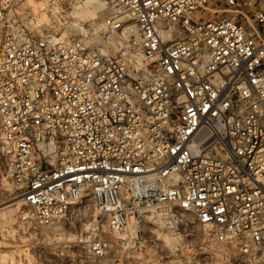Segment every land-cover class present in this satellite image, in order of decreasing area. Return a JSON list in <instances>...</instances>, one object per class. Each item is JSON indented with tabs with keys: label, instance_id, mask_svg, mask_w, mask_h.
I'll return each mask as SVG.
<instances>
[{
	"label": "built area",
	"instance_id": "obj_1",
	"mask_svg": "<svg viewBox=\"0 0 264 264\" xmlns=\"http://www.w3.org/2000/svg\"><path fill=\"white\" fill-rule=\"evenodd\" d=\"M0 0V157L37 225L73 209L79 242L191 227L226 264H264V0H106L114 49Z\"/></svg>",
	"mask_w": 264,
	"mask_h": 264
},
{
	"label": "rangeland",
	"instance_id": "obj_2",
	"mask_svg": "<svg viewBox=\"0 0 264 264\" xmlns=\"http://www.w3.org/2000/svg\"><path fill=\"white\" fill-rule=\"evenodd\" d=\"M104 1V0H101ZM106 2V0H105ZM104 2V3H105ZM106 4V3H105ZM30 5L21 0L16 7L23 27L34 36L51 29L48 23L36 27ZM49 23L52 22L47 11ZM108 8L89 18L81 17L80 25L91 30L87 45H99L112 50L110 38H117L114 32L104 29L103 19L108 16ZM72 16L71 9L64 19ZM56 33L66 37L81 35L69 24L56 26ZM44 31L43 33H45ZM118 40V38H117ZM21 199V200H20ZM92 219L90 210L73 209L64 217L48 225H37L30 216L20 190L11 182L0 157V264H226L225 250L204 239L196 228L188 233L159 225L153 233L147 232L145 242L135 244L109 237V246L101 254L92 253L78 238Z\"/></svg>",
	"mask_w": 264,
	"mask_h": 264
},
{
	"label": "bare ground",
	"instance_id": "obj_3",
	"mask_svg": "<svg viewBox=\"0 0 264 264\" xmlns=\"http://www.w3.org/2000/svg\"><path fill=\"white\" fill-rule=\"evenodd\" d=\"M31 7V11L33 14V24L38 27L41 25H44L45 23H48L47 27H49V18H48V14L46 13L47 10L45 9V3L43 0H25ZM104 1L101 0H75L74 1V5L71 9V14L72 16L70 18H68L67 22L71 27H74V30H77L78 33L81 35V39H83L84 42H88V38H90L91 35V30L88 29V27L86 28L83 25H80L82 28H80V30L77 29V27H75L78 23V20H82L81 17L89 18L91 17V15H93L94 13L97 12H102L107 8V5L104 3ZM107 16L103 19V27L105 29L106 26V21H107ZM77 23V24H76ZM75 25V26H74ZM47 30V29H45ZM43 30V32L45 31ZM43 32H41L40 34H42ZM110 32H114L111 31ZM111 42L116 45V43L118 42L117 38H110ZM95 45V44H94ZM97 45V44H96ZM99 46V45H97ZM101 49H103L101 46H99ZM23 199V198H22ZM21 200V199H20Z\"/></svg>",
	"mask_w": 264,
	"mask_h": 264
}]
</instances>
